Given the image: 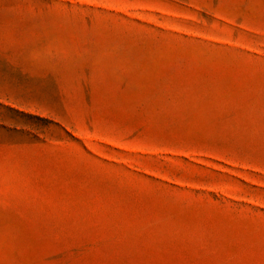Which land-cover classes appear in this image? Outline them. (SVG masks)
Returning <instances> with one entry per match:
<instances>
[{
    "label": "rangeland",
    "instance_id": "1",
    "mask_svg": "<svg viewBox=\"0 0 264 264\" xmlns=\"http://www.w3.org/2000/svg\"><path fill=\"white\" fill-rule=\"evenodd\" d=\"M0 264H264V0H0Z\"/></svg>",
    "mask_w": 264,
    "mask_h": 264
}]
</instances>
